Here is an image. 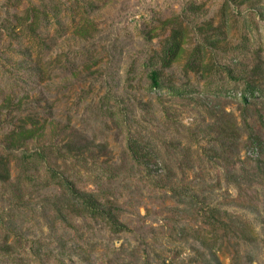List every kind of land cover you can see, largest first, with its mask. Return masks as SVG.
Listing matches in <instances>:
<instances>
[{"label":"rangeland","instance_id":"374dc122","mask_svg":"<svg viewBox=\"0 0 264 264\" xmlns=\"http://www.w3.org/2000/svg\"><path fill=\"white\" fill-rule=\"evenodd\" d=\"M150 68L184 90L151 89ZM241 70L264 89V0H0V264H192L189 215L128 159V131L154 136L168 186L249 221L260 241L238 264H264V187L255 211L227 173L261 157L251 135L264 141V99L242 102ZM217 117L241 133L227 167L208 150L229 142L213 140ZM50 144L79 188L115 202L125 229L50 217L54 190L13 157Z\"/></svg>","mask_w":264,"mask_h":264},{"label":"trees","instance_id":"16d2710c","mask_svg":"<svg viewBox=\"0 0 264 264\" xmlns=\"http://www.w3.org/2000/svg\"><path fill=\"white\" fill-rule=\"evenodd\" d=\"M176 49L177 47L173 49L170 47L167 52L174 56ZM160 72L156 68L149 69L147 78L149 79V87L151 89L167 88L174 94H179L184 90L165 84ZM226 72L228 74L231 73L229 68ZM240 76L245 83V88L242 89L240 95L245 105L249 103L247 98L260 97L264 99V89H261L257 84L251 82L252 80L249 81L244 71ZM221 120V117L216 118L214 128L217 129V135L213 140L218 143L224 138L223 140L227 139L229 142L222 141L217 147L211 146L208 150H211V152L213 150L214 155L212 158L221 161L224 160L227 167L229 164L228 157L222 158L221 156L224 152L228 153L231 149H235L234 140L241 133H239V128L236 127L234 128L235 131H232L233 126L231 128L216 127L217 121ZM249 139L250 144L256 146L259 150L261 157L251 162H245V168H242L241 174L236 175L233 171L227 173L238 189L239 195L245 197V200L250 203L249 206H251V209L257 211L253 201L255 202L259 195L258 188L255 184L264 187V141L257 135H251ZM215 148L219 150V153L214 150ZM126 151L128 159L143 173V177L148 181L150 186L154 188L158 187L160 190L165 189L164 198L169 202L177 203L183 211L188 213V220L192 222L191 226L187 228V241L190 242L189 249L192 251V257L189 263L221 264L218 254L224 252L225 254L229 253L231 264H238L241 259V246L255 245L260 241L252 224L242 216L202 202L204 200H200L199 194L190 190L188 187L168 186L170 177L175 173H172V169L167 165L165 155L162 154L159 146L155 143L154 136L128 131ZM62 152V147L50 144L33 150L23 149L19 151L18 155L13 154L15 161L23 167V171L28 172L31 170L29 172L32 173L26 180L32 181L39 178V184L50 187L52 191L54 190V202L50 217H54L56 220L62 222H65L66 217L70 215L73 217H88L90 219L100 220L110 226L113 231L125 229L118 222L117 217L119 215L116 212L120 209L115 205V202L113 204L100 191L85 190L77 186L74 179L76 178L77 171L75 169L68 171L69 167L61 162L62 159L67 160V156H63ZM230 154H233L232 150ZM6 166V163L0 161V169L6 170ZM32 169L37 173L32 171ZM159 169H162L164 173H161V175L158 174ZM19 180H22V178H19ZM248 190H252L254 194L248 195ZM179 231L182 233L183 229L181 228ZM161 258V264H166L168 259L166 257ZM120 264L153 263L143 258L142 262L139 263L127 262Z\"/></svg>","mask_w":264,"mask_h":264}]
</instances>
